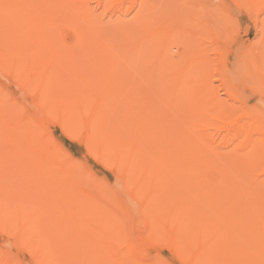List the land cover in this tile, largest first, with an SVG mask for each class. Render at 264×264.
Returning a JSON list of instances; mask_svg holds the SVG:
<instances>
[{
  "label": "rangeland",
  "instance_id": "obj_1",
  "mask_svg": "<svg viewBox=\"0 0 264 264\" xmlns=\"http://www.w3.org/2000/svg\"><path fill=\"white\" fill-rule=\"evenodd\" d=\"M47 2L0 0V50L8 51L5 64L0 58V220L9 219L0 227L2 263L70 264L85 208L102 206L115 215L112 246L189 264L172 242L148 239L153 227L160 225L162 234L171 225L167 185L174 171L160 154L117 149L119 137L111 135L103 150L89 153L87 127L98 119L103 132L115 131L120 119L136 118L134 106L137 113V106L153 101L158 115L166 113L163 100L173 102V86L193 83L203 85L200 101L225 104L250 141L264 142V0H91L95 80L104 89L89 100L80 97L85 77L79 63L62 54L76 50L84 25L76 11L74 25L66 10L37 7ZM193 65L206 76L203 84L186 80ZM190 102L187 97L188 108ZM176 107L186 110L185 95L172 111ZM182 112L177 121L184 126ZM250 177L261 183L264 164ZM262 195L258 187L256 196ZM73 203L75 221L68 222L64 215ZM192 241L191 254L214 247L195 235ZM83 247L75 246V262Z\"/></svg>",
  "mask_w": 264,
  "mask_h": 264
},
{
  "label": "bare ground",
  "instance_id": "obj_2",
  "mask_svg": "<svg viewBox=\"0 0 264 264\" xmlns=\"http://www.w3.org/2000/svg\"><path fill=\"white\" fill-rule=\"evenodd\" d=\"M90 1L48 0L47 7L37 6L68 11L73 15L74 25L76 11L77 18L84 25L77 37L76 50L72 45L62 54H67L74 63L76 58L79 63L78 72L85 77L80 97L87 100L94 98L95 89H104V83L95 80L97 38H94V32L97 20L88 5ZM142 6L145 8L146 3ZM58 13L52 16L54 21L60 19ZM112 31L116 36L118 31L113 28ZM50 41H54L52 35ZM47 51V63L54 66L51 48ZM7 52L0 50L3 64L8 58ZM193 79L202 84L206 79L200 67L195 65L186 75V80ZM202 87L193 83L184 84L180 89L173 86V102L163 100L164 104L167 103L166 113L161 110L158 115L157 101L151 102L149 108L137 106V113L134 106L132 116L136 118L132 120L130 114L120 119L115 131L103 132L95 119L87 127L85 148L89 153L97 154L99 149H104L105 138L110 135L119 137L115 142L117 149L127 147L125 150L130 154H160L174 171V178L168 180L167 185L171 198L167 207L171 225L161 234V226L157 225L158 229L152 224L155 227L148 237L150 243L167 245L172 242L180 260L189 264H264V195L256 196L258 187L264 191V180L257 184L250 177L254 166L260 168L264 164V142L250 141L245 126L237 125L225 104L211 99L200 101L197 96ZM181 95H185L186 110L182 112L176 107L172 111V105L177 104ZM187 97L191 101L189 108ZM178 112L185 115L184 126L177 121L182 119ZM241 162L244 163L240 165ZM98 207L99 210L87 207L83 212L84 219L79 223L83 236L77 235L76 242L74 236L73 245L71 240L73 254L70 264H168L161 257L138 256L131 245L112 246L108 233L114 230L115 215L109 208ZM66 213L67 216L63 213L65 220L75 221V203ZM1 221V228L9 224L8 218ZM194 235L204 241L205 246L214 247L203 252L202 256L191 254L189 246L194 244ZM75 246H84L86 250L82 259L78 258L76 262ZM0 264H3L1 259Z\"/></svg>",
  "mask_w": 264,
  "mask_h": 264
}]
</instances>
